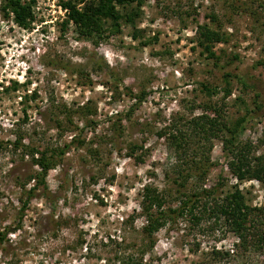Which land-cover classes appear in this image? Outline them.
<instances>
[{
    "label": "rangeland",
    "instance_id": "rangeland-1",
    "mask_svg": "<svg viewBox=\"0 0 264 264\" xmlns=\"http://www.w3.org/2000/svg\"><path fill=\"white\" fill-rule=\"evenodd\" d=\"M57 1L34 0L25 28L0 9V227L15 221L20 190L35 168L20 145L12 147L15 138L61 145L80 131L76 127L86 144L70 148L47 172L52 201L30 199L0 264H264V248L254 236L264 230L260 213L243 244L222 219L203 216L197 224L188 217L165 224L148 246L139 203L145 184L165 196L166 206L178 203L175 179L184 156L167 140L166 128L200 114L203 102L215 104L229 121L251 110L238 140L248 142L254 156L264 152V0H141L124 7L137 9L133 26L122 23L91 39L61 28L64 11ZM203 23L225 38L214 44L211 59L195 43ZM12 81L16 90L8 88ZM200 82L219 91L208 96ZM128 89L144 92L132 110ZM56 120L64 127L57 129ZM132 143L141 146L134 152L139 162L127 156ZM88 147L97 153L90 155ZM228 156L212 139V166L202 184L191 178L187 191L215 186L222 195L237 185L248 206H264V181L232 177Z\"/></svg>",
    "mask_w": 264,
    "mask_h": 264
},
{
    "label": "trees",
    "instance_id": "trees-1",
    "mask_svg": "<svg viewBox=\"0 0 264 264\" xmlns=\"http://www.w3.org/2000/svg\"><path fill=\"white\" fill-rule=\"evenodd\" d=\"M57 2L64 11V17L60 22L61 28L65 29L67 26H71L77 37L91 39L92 37L100 38L107 31L109 33L118 31L122 23L133 26V20L138 15L137 9L126 12L124 7L132 3H135L136 7L141 3V0H58ZM33 4L34 0H2L0 9L4 17L11 18L16 26L25 28L31 20ZM260 6L264 10V3H261ZM208 17L210 22L217 21L213 13H210ZM136 35L137 31L133 28L131 37L135 38ZM222 41H225V38L217 27H211L206 23L197 26L195 43L207 58L215 57L214 44ZM142 44H146V42H142ZM223 76L222 92L223 96H227L230 93L229 79L227 78L229 74L225 73ZM239 81L242 86H246L244 80ZM18 85L16 81H12L8 88L16 90ZM199 85L200 90L208 96L219 91L215 86L204 82H200ZM32 95L33 93L28 97ZM127 95L133 99L129 110H132L133 106L144 98V92L141 90L138 93H133L128 89ZM199 107L200 114L185 119L179 124L172 123L171 128H166L169 130L167 131V140L174 149L180 151L178 157L184 156V160H181V166H179L182 168L176 172L178 177H176L177 180L175 179L176 191L179 194L178 203L175 206H166L165 196L155 187L145 184L141 188L139 203L144 222L141 230L147 236L148 246L152 244L150 239L152 235L165 224L174 223L183 217H188L190 221L197 224L203 216L209 219L213 218L215 221L222 219L228 229L243 244L249 226L255 221L253 217H257L258 213L264 216V206L259 208L248 206L237 185L233 186L231 190L223 192L222 195L216 194L217 187L215 186H193L187 191L188 181L193 178L195 184L196 182L202 184L207 170L212 166V162L209 160V151L211 141L215 138L221 141L222 147L229 155L227 167L232 177L237 180L253 178L261 182L264 181V152L254 156L251 154L250 144L248 142L240 143L238 140L246 121L252 117L250 115L252 111L248 110L237 119L229 121L215 104L203 102ZM65 114L69 115L70 113L66 111ZM111 125L115 126L114 121ZM56 127L61 129L64 126L59 120H56ZM74 129L80 131L70 135L68 140L61 145L41 147L31 143L22 144L20 136L11 142L14 149L20 145V154L27 156L35 168L27 175L25 180L27 182L20 190L22 196L19 199L20 206L16 212L15 221L13 224L0 227V252L9 242V235L21 227L20 219L31 198L38 195L52 201V194L45 181L47 172L61 165L63 156L70 148L77 149L86 144L84 138L80 139L79 136L82 129L76 127ZM261 141L263 142L264 139ZM137 148H141V146L135 143L128 144L127 156L139 162L142 159L141 156L134 155ZM192 149L194 150L190 152ZM88 151L90 155L94 152L97 153V150L89 147ZM29 181H31V185L25 188ZM50 218H52L51 215ZM254 236L257 244L259 243L264 248V230H258ZM213 253L225 254V252L218 251H213ZM126 264L142 263L141 260L130 259Z\"/></svg>",
    "mask_w": 264,
    "mask_h": 264
}]
</instances>
